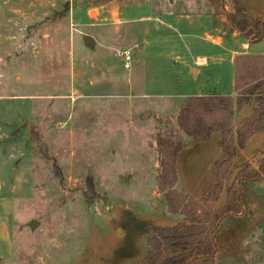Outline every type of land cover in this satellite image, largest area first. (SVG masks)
<instances>
[{"label":"rangeland","instance_id":"1","mask_svg":"<svg viewBox=\"0 0 264 264\" xmlns=\"http://www.w3.org/2000/svg\"><path fill=\"white\" fill-rule=\"evenodd\" d=\"M88 1L0 0V264L137 263L151 229L183 220L157 191L156 134L186 142L176 188L199 203L221 152L218 133L191 142L175 115L187 96L233 91L228 47L246 38L172 54L154 39L136 51L130 24L95 20ZM249 45L262 52L264 36ZM200 55L208 64L194 76ZM263 153L255 137L234 166ZM222 235L216 264H264V182Z\"/></svg>","mask_w":264,"mask_h":264},{"label":"trees","instance_id":"2","mask_svg":"<svg viewBox=\"0 0 264 264\" xmlns=\"http://www.w3.org/2000/svg\"><path fill=\"white\" fill-rule=\"evenodd\" d=\"M221 2L225 7V0ZM225 19L249 42L264 36V14L252 15L240 0H233L232 9L225 10ZM233 82L234 95L187 96L175 115L178 128L191 142L219 134L221 155L212 167L203 203L176 188L177 159L186 142L172 134H156L157 191L162 194L167 211L181 215L183 220L151 229L146 237L148 249L135 264H216L225 224L243 212L248 186L264 181L263 153L257 165L244 162L233 182H228L238 151L255 132L264 131V53H237L233 59ZM250 102L255 104L253 111L235 123V114Z\"/></svg>","mask_w":264,"mask_h":264},{"label":"crops","instance_id":"3","mask_svg":"<svg viewBox=\"0 0 264 264\" xmlns=\"http://www.w3.org/2000/svg\"><path fill=\"white\" fill-rule=\"evenodd\" d=\"M240 1L246 8L261 7L259 13L257 12L258 14L247 10L252 15L264 14L261 12L264 11V0ZM88 2V7H95L96 9L95 20L110 21L118 32L122 31L121 26L130 24L126 30L133 41L130 48L136 49V51L146 49L154 39L158 43L165 44V50L167 49L168 54H172L178 49L176 48L177 45L186 47L188 50L192 49V44L204 46L210 43L223 46L226 42H229L226 40L244 37L226 22L225 10L232 9V6L226 1L225 7L221 0H89ZM87 13H89V10H87ZM249 47L247 39L241 41L240 48L235 45L229 46L230 64L233 65V59L237 53H249L247 52ZM259 53H264V50ZM200 64H208V58L205 55L196 56L192 63H188L189 71L191 69L196 71L194 76L199 74ZM233 83L232 75L231 83H228L227 89L231 84L233 91L220 94L234 95ZM254 107L253 102L244 105L236 113V123L243 117L248 116ZM255 137L264 140V131L255 132L241 150L249 148ZM220 155L221 152L219 157ZM212 167L210 178L206 183L207 186L212 177ZM255 183L250 184L248 188Z\"/></svg>","mask_w":264,"mask_h":264},{"label":"built area","instance_id":"4","mask_svg":"<svg viewBox=\"0 0 264 264\" xmlns=\"http://www.w3.org/2000/svg\"><path fill=\"white\" fill-rule=\"evenodd\" d=\"M118 54L122 60L123 68L128 70L131 67V60H132L131 50L125 49V50L119 51Z\"/></svg>","mask_w":264,"mask_h":264},{"label":"water","instance_id":"5","mask_svg":"<svg viewBox=\"0 0 264 264\" xmlns=\"http://www.w3.org/2000/svg\"><path fill=\"white\" fill-rule=\"evenodd\" d=\"M86 40H87V41H91V37H86ZM146 114H148V113H145V116H146ZM240 169H241V166L235 167V168L233 169V171H232V173H231V175H230V177H229V181H228L229 184H231V183L233 182V180H234V178H235L237 172H238ZM38 224H39V222H38L37 220H35V219H33V220H31V221L29 222V226H30L32 229H34L36 226H38Z\"/></svg>","mask_w":264,"mask_h":264}]
</instances>
